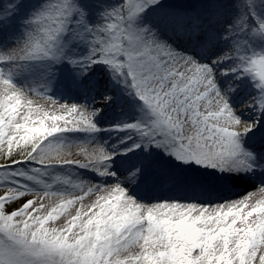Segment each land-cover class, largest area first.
Here are the masks:
<instances>
[{"label":"rangeland","instance_id":"1","mask_svg":"<svg viewBox=\"0 0 264 264\" xmlns=\"http://www.w3.org/2000/svg\"><path fill=\"white\" fill-rule=\"evenodd\" d=\"M149 3H0V64L19 74L23 85L12 111L0 113V215L10 217L6 234L26 233L29 241L34 232L46 236L51 251L42 258L44 264H264V194L257 198L246 194L243 203L218 208L217 202L209 203L211 207L175 202L148 207L130 194L126 200L137 202L139 212L105 187L81 189L71 207H54L52 188L62 173L43 167L53 159L80 161L95 153L96 147L84 141L60 147L55 143L43 152L46 138L59 126L85 129L83 121L88 118L103 134L107 113L122 107L135 113L132 119H116L123 142L131 140L127 128L131 123L139 126L135 130L142 148H159L162 141V156L175 168L176 180L202 185L207 177H214L245 185L239 165L231 163L234 159L229 156L238 138L229 132L233 123L227 109L246 102L230 98L237 91L233 87L237 81L255 86L257 128L264 131L257 87L264 82V36L242 11L240 0L182 2V7L197 5L199 13L211 16L222 9L209 34L220 45L211 56H220L210 63L201 61L185 51L182 41L166 27V14L176 10L174 3L161 0L156 7ZM254 7L258 21H264V0H255ZM204 36L197 37V49ZM84 61L89 70L79 68ZM88 79L99 89L97 95H92ZM63 96L84 97L89 116L70 111ZM12 132L35 142L14 159L4 147ZM100 145L120 156L121 147L108 134L104 133ZM166 179L164 174L160 181ZM68 181L81 187L79 178L70 176ZM122 191L129 193L130 188ZM169 191L167 186L161 194ZM133 223L137 228L126 231ZM107 230L110 239L103 235ZM81 240L84 244L77 248Z\"/></svg>","mask_w":264,"mask_h":264},{"label":"bare ground","instance_id":"2","mask_svg":"<svg viewBox=\"0 0 264 264\" xmlns=\"http://www.w3.org/2000/svg\"><path fill=\"white\" fill-rule=\"evenodd\" d=\"M2 0H0V3ZM1 6V5H0ZM222 13V11H221ZM220 15L217 21H220ZM227 17L225 18V20ZM5 21V20H4ZM212 38L206 39L203 46L196 50L194 49V44L191 43L189 50H192L196 57L206 62L216 60L220 55L216 53L220 47L219 44H215L211 40ZM79 50L81 47L78 48ZM192 52V53H193ZM208 54L211 56L208 57ZM87 61L79 64V68H84L89 70L90 66L86 65ZM83 64V65H82ZM77 66V67H78ZM84 66V67H83ZM108 77L105 78V81ZM104 81V82H105ZM90 86H93L92 95H97L99 89L94 86L91 79L87 80ZM21 79L19 74L8 70V68L0 64V113L6 115L12 111V107L16 104L19 94L21 92L18 89L21 85ZM233 87L237 88V91L231 96V100H243V103L239 108L233 106V108H228L227 112L232 118L233 129L229 132L234 133L238 138L236 143L241 144L244 151L250 152L254 156L255 145L253 141H250L253 137H258L263 134V131L257 124L259 110L256 103V96L259 91L255 86L248 87V83H242V81H237ZM256 97V98H255ZM67 101V106L71 109L75 106L76 111L85 114V117L89 116L88 111L85 109V102L82 100L84 97H70L66 96L63 98ZM88 101V100H87ZM235 109H238L235 111ZM255 110L257 112H255ZM135 113L129 109L122 107L112 110L107 113V116L103 120L108 122L106 128V134L111 136L114 141V145L120 146L121 150L119 155L112 154L111 150L105 149L100 144L104 137V134L99 133L97 129L95 131H90L88 127L81 129L82 127L74 126L72 128L58 127L49 134L44 143L42 144V151L50 149L56 143L57 147L65 145L79 144V142H88L95 146V153L85 156L80 161H76L71 157L69 159H53L50 161L43 169L48 170L52 173H57L61 171L62 179L53 184V193H55L52 199L54 201V207H71L78 198H80L81 189L84 191H95L101 188L107 187L111 192H116L119 195V199H124L127 201L129 206H134L137 211L142 212L138 209L140 206L135 201L126 200V198L131 194L138 196V200L148 203L149 206H153L155 202L159 204L168 203L170 205L175 203L185 204L186 206L193 207H211L209 203L214 204L215 208L224 205H234L237 203H243L246 199V194L255 193V198L258 197L260 193L258 190L264 187V180L261 178L258 172L261 173L259 164L253 161L250 165L248 163L247 157L244 156V152L236 151L232 155H229L242 169V174L240 175L241 180L246 184L245 187H239L237 185L228 184L224 181H216L217 185L223 187L226 192L219 195L218 193H208L202 189H194L191 184L192 181L186 180L183 182L177 181L173 177V172L175 168L168 165L165 161V157L162 156L164 152L161 146L156 149H144L138 144L140 135L135 129L129 130L130 142H123L124 134L120 133L117 129L119 124L116 121L117 118L121 119H132ZM102 120V121H103ZM102 121L100 123H102ZM252 125V131L245 134V129ZM77 129V130H73ZM248 138V139H247ZM142 143V142H141ZM132 146V148H131ZM175 146V144H174ZM124 160V163L117 165L115 160ZM125 163L127 165H125ZM162 173L167 175L168 181L166 185L160 183V176ZM141 174H147V177L142 179V185H137V180ZM70 176L79 178L82 183L81 187L71 186L69 184L68 178ZM168 186L170 192L167 196L161 194V191L166 189ZM122 187L130 188L129 193L122 191ZM188 188V190H187ZM218 192V191H217ZM59 196V198L57 197ZM167 200H171L167 202ZM226 200V201H223ZM163 202V203H162ZM66 206V207H65ZM142 218V217H141ZM142 221V220H141Z\"/></svg>","mask_w":264,"mask_h":264},{"label":"clouds","instance_id":"3","mask_svg":"<svg viewBox=\"0 0 264 264\" xmlns=\"http://www.w3.org/2000/svg\"><path fill=\"white\" fill-rule=\"evenodd\" d=\"M136 228L137 225L133 223L128 225L126 231L131 232ZM110 232L111 230H107L103 235L110 239ZM51 235L54 240L57 239L54 232ZM99 237L100 234L98 233L97 240ZM83 244L84 241L81 240L76 247L78 248ZM0 249L4 250V255L0 256V264H44L42 258L51 251L46 236L35 232L30 241L26 233L17 237L9 236L6 241H0Z\"/></svg>","mask_w":264,"mask_h":264},{"label":"trees","instance_id":"4","mask_svg":"<svg viewBox=\"0 0 264 264\" xmlns=\"http://www.w3.org/2000/svg\"><path fill=\"white\" fill-rule=\"evenodd\" d=\"M126 2L127 0H119ZM190 2V0H180ZM255 0H242L241 5L243 8L249 12L255 13L256 8L254 7ZM170 18V16H169ZM11 136L4 144L5 154L10 155L12 159L14 156L27 151V149L34 145L35 142L32 141L28 136L23 133L12 132ZM10 217L0 215V241H6L9 238V235L6 234V225ZM2 249H0V256H3Z\"/></svg>","mask_w":264,"mask_h":264},{"label":"snow or ice","instance_id":"5","mask_svg":"<svg viewBox=\"0 0 264 264\" xmlns=\"http://www.w3.org/2000/svg\"><path fill=\"white\" fill-rule=\"evenodd\" d=\"M160 3H161V0H150V3L148 4V6L156 7V6H158ZM146 8H147V7H146ZM146 8H144L143 11H145ZM258 30H259V32L262 34V36H264V21H261V22H260V24L258 25ZM130 70H131V68H130ZM257 87H258V89L260 90V93H261V95H260L259 98H258L259 108H260L261 111H264V82L257 84ZM70 111L75 112V111H76L75 106H73V107L70 109ZM83 123H84L85 125L88 126V128H89L90 131H95V130H96V126H95L94 124H92L91 118H88V119L84 120ZM138 127H139V126H138L136 123H131V124H128V125H127V128H128L129 130H132V129H138ZM252 129H253L252 125H249V126L245 129V134H246L247 132H249V131H252ZM73 130H77V129H73ZM241 150L244 152V156L247 157V158H249V159H248V163L251 165L252 162L254 161V157H253V155H252L250 152H246V151H244V150L242 149V147H241V144L236 143V142H233V151H234V153H235L236 151H241ZM231 163L236 164L237 161L233 160V161H231ZM258 191H259L260 193L264 194V187L260 188ZM253 195H255V193H252V194H250L249 196H253Z\"/></svg>","mask_w":264,"mask_h":264}]
</instances>
